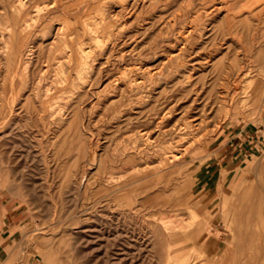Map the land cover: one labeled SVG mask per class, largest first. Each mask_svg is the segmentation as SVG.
<instances>
[{
  "label": "rangeland",
  "instance_id": "374dc122",
  "mask_svg": "<svg viewBox=\"0 0 264 264\" xmlns=\"http://www.w3.org/2000/svg\"><path fill=\"white\" fill-rule=\"evenodd\" d=\"M0 198L17 264H264V0H0Z\"/></svg>",
  "mask_w": 264,
  "mask_h": 264
},
{
  "label": "crops",
  "instance_id": "0c3cea01",
  "mask_svg": "<svg viewBox=\"0 0 264 264\" xmlns=\"http://www.w3.org/2000/svg\"><path fill=\"white\" fill-rule=\"evenodd\" d=\"M240 143V153L243 149L246 153L248 147L244 141ZM28 224V216L18 204L0 198V264H17L21 256L19 243L25 238Z\"/></svg>",
  "mask_w": 264,
  "mask_h": 264
},
{
  "label": "bare ground",
  "instance_id": "6f19581e",
  "mask_svg": "<svg viewBox=\"0 0 264 264\" xmlns=\"http://www.w3.org/2000/svg\"><path fill=\"white\" fill-rule=\"evenodd\" d=\"M55 29V28H54ZM86 53H88V52H86ZM83 54V53H82ZM72 60V59H71ZM75 63H77V62H75ZM80 64H82V63H80ZM70 65V64H69ZM76 70V69H75ZM66 79V78H65ZM141 82V81H140ZM134 84V83H133ZM137 85V84H136ZM132 88V87H131ZM134 88V87H133ZM60 89V88H59ZM79 113V112H78ZM116 115V114H115ZM129 124V123H128ZM144 136V135H143ZM63 140V139H62ZM146 141V140H145ZM149 143V142H148ZM150 145V144H149ZM90 161H91V159H90Z\"/></svg>",
  "mask_w": 264,
  "mask_h": 264
}]
</instances>
